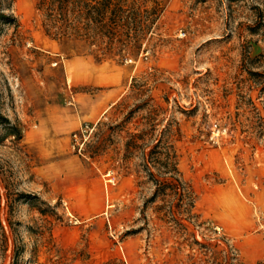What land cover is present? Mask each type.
Returning <instances> with one entry per match:
<instances>
[{
  "label": "rangeland",
  "instance_id": "obj_1",
  "mask_svg": "<svg viewBox=\"0 0 264 264\" xmlns=\"http://www.w3.org/2000/svg\"><path fill=\"white\" fill-rule=\"evenodd\" d=\"M0 3L15 17L0 22V264H264L257 240L205 212L212 191L264 162V0ZM77 56L131 75L85 122L81 152L67 136L105 172L104 214L102 203L76 211L42 176L41 125L72 106ZM171 175L181 188L150 201Z\"/></svg>",
  "mask_w": 264,
  "mask_h": 264
},
{
  "label": "crops",
  "instance_id": "obj_2",
  "mask_svg": "<svg viewBox=\"0 0 264 264\" xmlns=\"http://www.w3.org/2000/svg\"><path fill=\"white\" fill-rule=\"evenodd\" d=\"M69 66L75 90L72 106L56 107L41 125L43 149L52 156L49 161H43L42 176L49 177L53 192L74 198L72 203L76 211L90 212L91 207L97 205L98 208L102 203L104 210L101 213L104 214L109 208V185L103 182L98 187L95 179L104 176L105 172L71 153L67 136L79 130L85 122L102 119L124 96L131 75L125 70L115 71L113 66L100 65L80 56L71 59ZM61 135L66 137L64 141ZM252 166L257 174L243 177L241 186L229 182L212 191L206 197L205 212L228 229L244 231L243 235L250 238L248 240H257V259L264 262V231L254 232L258 225L264 227V162Z\"/></svg>",
  "mask_w": 264,
  "mask_h": 264
},
{
  "label": "trees",
  "instance_id": "obj_3",
  "mask_svg": "<svg viewBox=\"0 0 264 264\" xmlns=\"http://www.w3.org/2000/svg\"><path fill=\"white\" fill-rule=\"evenodd\" d=\"M15 20V17H13L12 15H9L8 13H6L4 11V9L2 8L1 6V3H0V22H3V23H10L12 21ZM2 122H6V123H10L8 117H5L1 112H0V123ZM15 136L20 139L21 135H20V132L17 130L16 133H15ZM166 180L168 183L164 184L163 187H162V184L155 180V182L157 183V188L155 190V193L154 195L150 198V201H154L155 198L163 193H161V189L163 191H165L166 188H175L176 190H179L181 188V182L180 180L178 179V177H175L174 175H171L169 177H166ZM173 184V187H171ZM0 195H1V189H0ZM6 226L3 225V229H5Z\"/></svg>",
  "mask_w": 264,
  "mask_h": 264
},
{
  "label": "built area",
  "instance_id": "obj_4",
  "mask_svg": "<svg viewBox=\"0 0 264 264\" xmlns=\"http://www.w3.org/2000/svg\"><path fill=\"white\" fill-rule=\"evenodd\" d=\"M92 131H93V126H90L87 123H83L81 124L79 130L72 133L71 145L74 148V150H78V152H81L83 150ZM220 132H221L220 128L213 129L211 137L213 139L218 138Z\"/></svg>",
  "mask_w": 264,
  "mask_h": 264
},
{
  "label": "bare ground",
  "instance_id": "obj_5",
  "mask_svg": "<svg viewBox=\"0 0 264 264\" xmlns=\"http://www.w3.org/2000/svg\"><path fill=\"white\" fill-rule=\"evenodd\" d=\"M108 205H110V204H108ZM108 207H110V206H108Z\"/></svg>",
  "mask_w": 264,
  "mask_h": 264
}]
</instances>
